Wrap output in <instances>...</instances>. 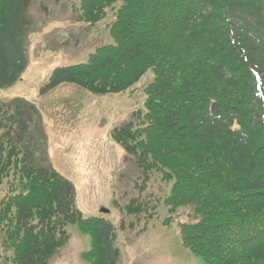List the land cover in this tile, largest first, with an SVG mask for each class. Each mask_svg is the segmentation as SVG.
I'll return each instance as SVG.
<instances>
[{
    "label": "trees",
    "instance_id": "trees-1",
    "mask_svg": "<svg viewBox=\"0 0 264 264\" xmlns=\"http://www.w3.org/2000/svg\"><path fill=\"white\" fill-rule=\"evenodd\" d=\"M51 1H77L78 21L91 26L113 11L116 45L54 69L41 94L65 84L98 96L126 93L153 71L145 110L111 133L143 173L140 192L155 174L174 181L163 203L171 216L193 209L198 221L181 224L182 243L206 264H264V0ZM33 2L0 0V90L27 70ZM37 116L23 102L0 103V189L15 181L0 201L10 264H49L68 242V225L91 237L85 261L119 264L115 226L85 218L74 185L36 161ZM150 196L126 211L156 216Z\"/></svg>",
    "mask_w": 264,
    "mask_h": 264
},
{
    "label": "rangeland",
    "instance_id": "rangeland-1",
    "mask_svg": "<svg viewBox=\"0 0 264 264\" xmlns=\"http://www.w3.org/2000/svg\"><path fill=\"white\" fill-rule=\"evenodd\" d=\"M78 6L77 1L34 0L25 40L27 70L13 87L0 90V103L23 102L36 108L38 116L31 124L36 161L46 160L74 185L75 204L86 217L103 216L115 226L119 264H206L182 243L181 224L198 221L193 209L181 207L175 218L165 222L171 214L163 200L171 194L174 181L164 182L152 175L141 193L142 171L111 137L133 113L145 110V89L155 80L154 72L149 71L131 91L121 94L98 96L70 84L41 94L54 69L85 63L97 49L116 45L109 32L114 12L91 26L78 21L74 12ZM121 6L122 2L117 4ZM14 183L13 178L5 182L0 201ZM149 195L153 204L159 202L154 211L157 217L148 219L126 211L133 200L145 201ZM103 210L109 213L103 215ZM122 224L125 230L119 231ZM67 233L68 242L49 264H89L82 256L92 247L91 237L77 225H68ZM10 256L0 225V264H10Z\"/></svg>",
    "mask_w": 264,
    "mask_h": 264
},
{
    "label": "water",
    "instance_id": "water-1",
    "mask_svg": "<svg viewBox=\"0 0 264 264\" xmlns=\"http://www.w3.org/2000/svg\"><path fill=\"white\" fill-rule=\"evenodd\" d=\"M103 212H106V211H103Z\"/></svg>",
    "mask_w": 264,
    "mask_h": 264
}]
</instances>
